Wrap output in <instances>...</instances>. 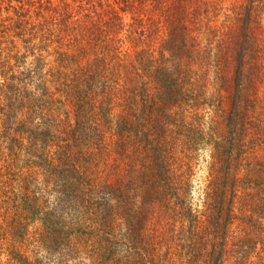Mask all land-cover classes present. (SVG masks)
<instances>
[{
    "label": "trees",
    "instance_id": "trees-1",
    "mask_svg": "<svg viewBox=\"0 0 264 264\" xmlns=\"http://www.w3.org/2000/svg\"><path fill=\"white\" fill-rule=\"evenodd\" d=\"M0 264H264V0H0Z\"/></svg>",
    "mask_w": 264,
    "mask_h": 264
},
{
    "label": "rangeland",
    "instance_id": "rangeland-1",
    "mask_svg": "<svg viewBox=\"0 0 264 264\" xmlns=\"http://www.w3.org/2000/svg\"><path fill=\"white\" fill-rule=\"evenodd\" d=\"M231 1H232V0H226V3H227V2L229 3V2H231ZM207 155H208V150L203 149V150L201 151V158H200V161H199L198 169H197V171H196V176H195V178H194V180H193V181H194V184H193V185H195L196 188L200 186V183H197L196 181L201 180V179L198 180V178H199L200 176H204L205 173H206V171H207V169H206V165H205V159L208 160ZM196 179H197V180H196Z\"/></svg>",
    "mask_w": 264,
    "mask_h": 264
}]
</instances>
